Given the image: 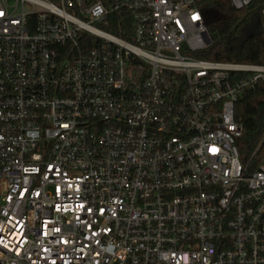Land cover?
Listing matches in <instances>:
<instances>
[{
  "label": "built area",
  "instance_id": "obj_1",
  "mask_svg": "<svg viewBox=\"0 0 264 264\" xmlns=\"http://www.w3.org/2000/svg\"><path fill=\"white\" fill-rule=\"evenodd\" d=\"M211 1L0 0V264H264Z\"/></svg>",
  "mask_w": 264,
  "mask_h": 264
},
{
  "label": "trees",
  "instance_id": "obj_2",
  "mask_svg": "<svg viewBox=\"0 0 264 264\" xmlns=\"http://www.w3.org/2000/svg\"><path fill=\"white\" fill-rule=\"evenodd\" d=\"M209 5L217 12L208 22L212 45L202 57L212 61L264 64L262 11L264 0H253L248 7L236 9L229 0H212ZM122 23L114 19L107 29L120 37ZM235 116L243 126L237 145L242 162L257 169L264 158V87L245 90L235 105Z\"/></svg>",
  "mask_w": 264,
  "mask_h": 264
},
{
  "label": "water",
  "instance_id": "obj_3",
  "mask_svg": "<svg viewBox=\"0 0 264 264\" xmlns=\"http://www.w3.org/2000/svg\"><path fill=\"white\" fill-rule=\"evenodd\" d=\"M215 20H216V17L209 19L208 22H214Z\"/></svg>",
  "mask_w": 264,
  "mask_h": 264
},
{
  "label": "snow or ice",
  "instance_id": "obj_4",
  "mask_svg": "<svg viewBox=\"0 0 264 264\" xmlns=\"http://www.w3.org/2000/svg\"><path fill=\"white\" fill-rule=\"evenodd\" d=\"M193 19H196V17H193Z\"/></svg>",
  "mask_w": 264,
  "mask_h": 264
}]
</instances>
